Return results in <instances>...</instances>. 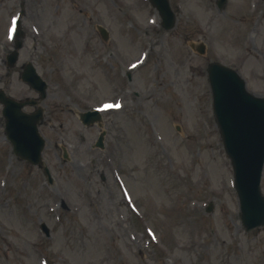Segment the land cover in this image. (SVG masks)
I'll use <instances>...</instances> for the list:
<instances>
[{"label":"rangeland","instance_id":"obj_1","mask_svg":"<svg viewBox=\"0 0 264 264\" xmlns=\"http://www.w3.org/2000/svg\"><path fill=\"white\" fill-rule=\"evenodd\" d=\"M169 1L166 31L147 0H0V90L38 99L27 63L48 84L51 178L14 155L0 104V264H264V227L240 221L207 77L221 63L264 97V0ZM97 108L100 122L84 125Z\"/></svg>","mask_w":264,"mask_h":264},{"label":"water","instance_id":"obj_2","mask_svg":"<svg viewBox=\"0 0 264 264\" xmlns=\"http://www.w3.org/2000/svg\"><path fill=\"white\" fill-rule=\"evenodd\" d=\"M169 30L175 19L167 0H150ZM221 0L219 6L224 4ZM21 35V33L19 34ZM21 44H17L19 49ZM17 52L9 62L17 61ZM213 97V111L223 138L224 148L230 158L235 176V189L240 203V218L247 231L264 227V196L261 193V178L264 166V98L249 93L243 79L233 70L218 64L208 69ZM31 65H28L23 80L45 97V83L42 82ZM0 103L5 106L6 132L15 154L34 165L42 166L41 152L44 142L40 138L37 125L42 112L28 115L21 111L25 105L35 102L16 103L0 92ZM99 119L97 113L82 116L84 123ZM101 145V142L99 143Z\"/></svg>","mask_w":264,"mask_h":264},{"label":"snow or ice","instance_id":"obj_3","mask_svg":"<svg viewBox=\"0 0 264 264\" xmlns=\"http://www.w3.org/2000/svg\"><path fill=\"white\" fill-rule=\"evenodd\" d=\"M106 107H111L110 105L106 106Z\"/></svg>","mask_w":264,"mask_h":264}]
</instances>
